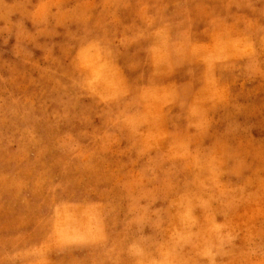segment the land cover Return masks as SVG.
Returning a JSON list of instances; mask_svg holds the SVG:
<instances>
[{
  "label": "rangeland",
  "instance_id": "374dc122",
  "mask_svg": "<svg viewBox=\"0 0 264 264\" xmlns=\"http://www.w3.org/2000/svg\"><path fill=\"white\" fill-rule=\"evenodd\" d=\"M0 264H264V0H0Z\"/></svg>",
  "mask_w": 264,
  "mask_h": 264
},
{
  "label": "crops",
  "instance_id": "0c3cea01",
  "mask_svg": "<svg viewBox=\"0 0 264 264\" xmlns=\"http://www.w3.org/2000/svg\"><path fill=\"white\" fill-rule=\"evenodd\" d=\"M165 27V26H164ZM167 29H177V28H181V26H177L176 28H173V27H171V26H167L166 27Z\"/></svg>",
  "mask_w": 264,
  "mask_h": 264
}]
</instances>
